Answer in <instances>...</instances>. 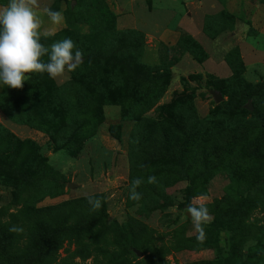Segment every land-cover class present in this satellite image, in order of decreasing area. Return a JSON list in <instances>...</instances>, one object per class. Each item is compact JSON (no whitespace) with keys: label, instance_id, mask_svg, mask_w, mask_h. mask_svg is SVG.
<instances>
[{"label":"rangeland","instance_id":"1","mask_svg":"<svg viewBox=\"0 0 264 264\" xmlns=\"http://www.w3.org/2000/svg\"><path fill=\"white\" fill-rule=\"evenodd\" d=\"M7 2L8 0H0V7ZM39 2L40 8L37 12L43 21L42 30L55 33L48 38L41 37V42L46 46L65 37L72 39L73 32L89 37L93 35L91 30H106L102 32L105 36L108 34L107 30H136L143 34L140 61L152 66L170 64V60L178 53L172 46L181 33L189 34L194 39L200 37L197 40L206 51L207 59L199 62L188 55L182 61L180 58L171 65L170 83L157 105L170 102L174 94L188 91L197 117H209L210 126L202 146L205 148L206 167L202 174L197 171L194 174V169L190 172V178L197 177L195 185L200 179L198 175L204 176L200 185L202 187L194 186L186 178L187 167L180 150L176 155L179 158V164L176 165L178 171L172 175L174 182L172 186L165 188L169 199L144 203L134 202L128 197L129 137L136 119H122L118 101L104 104L98 110L101 101L99 94L95 90H87L83 85L78 86V93L72 99L77 110L74 121L78 122L83 110H89L95 119L101 122L76 152L55 146L45 129L16 123L0 106V125L20 140L29 139L35 142L40 155L53 171L48 176L49 183L53 186L44 189L43 197L39 201L35 203L36 198L40 196L35 187H31L21 198L27 197V200L33 203L32 206L40 208L102 195L101 211L96 213L95 220L86 224L94 226L89 229L90 238L93 240L95 236L93 241L99 245L105 244L107 251H93L92 255L83 261L85 264H112L116 262L117 256L138 264H264V152L260 151L264 149V2ZM44 8L61 11L64 21L60 25L51 24L47 16L43 15ZM205 30L210 34L214 33V36L210 37ZM121 40L126 43L130 38L126 36ZM97 42H101L99 36L94 44ZM90 45L91 43L82 44L80 51L83 54L93 52ZM235 48L239 50L243 67L240 66L234 50L230 52ZM106 52L111 54L113 51L107 48ZM227 52H230V59L238 72L234 80L229 78L224 85L220 79H226L231 74L226 59ZM84 60L83 58L82 62ZM94 60L96 58L92 59ZM123 63L125 67L121 76L127 79L120 86L107 89L108 94L123 97L126 94V81L127 85L132 87L145 79L141 72L135 76L127 70V67L130 68L127 57L123 59ZM72 72L79 74L75 70ZM72 72L56 80L50 79L48 75L39 77V73H33L24 81L21 89L0 87V96L5 99L12 97L11 105L18 117L30 119L44 127L47 126V120L51 119V125L56 132L72 133L75 124H63L65 118L67 121L70 118L64 117V103L60 98L51 99V96L45 95L53 86L70 81ZM140 77L143 79H138ZM134 91L136 90L132 89V92ZM217 93L221 97L220 100L215 98ZM155 107L146 110L143 116L157 118ZM181 107L184 117H187L186 102H183ZM255 110L260 112L259 119L254 115ZM98 111L101 114L98 115ZM163 126L175 132L172 139L175 144H186L188 140L184 136L183 128L188 131L191 127L187 118L182 119L176 126L167 122H164ZM1 140L0 137V151L6 150L7 147ZM143 144L139 150L141 155L144 153L142 156H146L150 153L152 144ZM191 146L199 151L197 144ZM8 156L6 152L0 154V166L4 165L3 162ZM25 158L21 149H15L12 164L21 165ZM31 171L33 176L36 175V167L31 168ZM151 172L149 167L147 174ZM13 193V180L10 175H3L0 167V208L6 209V214L0 216L2 223L10 218V213L20 211L27 214L30 209L22 199L15 202ZM27 200L24 199V202ZM194 200L205 202L211 215L210 222L205 225L206 239L203 243L197 242V233L190 216L185 212L186 206ZM102 211L107 225L113 226L107 231L101 229L100 232L98 220ZM23 217L27 218L25 215ZM79 217L80 214L76 213V218ZM46 218L52 226H57V230L63 221L60 213ZM131 221L137 222L139 227L131 230ZM140 224L143 227H140ZM74 249L73 243L64 241L57 253L62 257L70 255L78 261L79 257ZM8 254L9 252L0 249V264H10ZM124 261L121 264H124Z\"/></svg>","mask_w":264,"mask_h":264},{"label":"trees","instance_id":"2","mask_svg":"<svg viewBox=\"0 0 264 264\" xmlns=\"http://www.w3.org/2000/svg\"><path fill=\"white\" fill-rule=\"evenodd\" d=\"M264 2V0H262ZM99 31V33L97 32ZM91 30V36L86 37L79 33H72V40L76 44V48L80 50L82 44L91 43L90 48L94 50L91 53L83 54L85 59L75 69L77 73H73V77L70 81H67L61 85L53 86V88L47 92L46 96H51V99L60 98L61 102L64 103V117L70 116L67 121L66 118L63 121L64 125L75 124L74 131L56 132L54 127L51 125L52 120H47V126L38 125L30 119H23L17 116L14 112L13 106L11 105V98L5 99L1 97L0 106L3 111L14 120L16 123L29 124L31 127L45 129L51 138V142L57 146L66 148L72 152L78 151L83 142L89 138L95 131L97 125L101 122L99 119H95V116L88 110H83L80 119L76 123V108L72 99L78 93V86L83 85L87 90H95L99 95L98 110L104 104L111 103V101H118L121 105L120 116L122 119L132 117L136 119V124L133 127L129 137V186H128V197L131 182L141 177L145 180V183L138 188V191L142 193V197L139 202H160V200L167 201L169 195L165 192V188L172 186L174 178L172 175L176 174V165L179 164V158L177 154L179 151L183 152L184 164L187 167L186 178L194 184L196 187H202L201 181L204 179L203 175L197 181V177L190 178V172L194 169V174L197 171L198 174H202V170L206 167V155L202 146L204 145V137L210 126V118H198L192 104V98L188 91L174 94L171 101L168 103H162L157 105L160 98L167 90V87L171 80L170 66L174 65L184 53H189L195 60L203 62L207 59V53L201 44L194 39L191 35L181 33L177 42L172 46L173 50H178V53L170 60V64H155L145 65L140 61V56L143 51V34L136 30H107L108 34L105 36L102 32L106 30ZM206 33L208 31L205 30ZM68 32H66L67 34ZM214 33H208L210 37L214 36ZM66 36V35H65ZM98 36L101 42L94 44ZM126 36L130 38L129 42H124L121 38L125 39ZM131 41V43H130ZM111 48L112 53L107 54L106 49ZM234 52L238 55V62L243 67L241 58L239 57V50L237 48L232 49L230 52ZM106 52V53H105ZM230 52H227L226 59L229 63L231 74L226 79H220L225 85L227 79H233L237 77L238 70L230 59ZM229 55V57H228ZM96 56V57H94ZM127 57L130 68L127 70L135 76L138 72L144 75L143 82L134 84L129 87L124 85L126 89L125 96H115L108 94L107 89H114L120 86L124 79L121 76V72L125 67L123 59ZM93 58L96 60L92 61ZM79 71V72H78ZM81 71V73H80ZM86 73H85V72ZM87 72L89 74H87ZM87 74V75H86ZM86 75V76H84ZM96 77H95V76ZM47 76V73L39 74V77ZM142 76V75H141ZM30 77V76H29ZM138 79H143L142 77ZM133 90H136L132 92ZM132 92V93H130ZM183 102H186L188 106L187 117H184V111L182 109ZM155 107L158 112V117L150 119L143 116L146 110ZM101 114L100 111H98ZM95 115V114H94ZM254 115L257 119L261 117L260 112L255 110ZM47 117V116H46ZM191 127L184 129V136L187 140L186 144H175L172 139L174 138V131L166 129L163 126L164 122L176 126L182 119H186ZM0 137L7 149L1 150L0 154L6 152L9 156L6 161L3 162L1 167L2 174L11 177L13 180L14 193L13 197L15 202L22 199L23 203L28 209V213L22 214L20 211L16 213H10L9 219L5 222L0 221V249L4 252H9L8 260L10 264H85V261L93 251L106 252L105 244H97L90 238L89 229L93 228L86 224L88 221L95 220L99 211H90L87 198H79L73 201H64L57 205H50L45 207L36 208L33 203L27 200V197L21 198L25 192H29L31 187H35L40 196L36 198L35 203L43 197L44 189L52 187L49 183L48 176L53 171L48 166L46 160L40 155L39 147L35 142L29 139L20 140L16 138L8 129L0 125ZM142 141V142H141ZM151 142L150 153L146 156L140 154V145H144ZM141 143V144H140ZM197 144L199 151H196L191 145ZM15 149H21L23 154L26 156L24 162L21 165L12 164L13 162V151ZM262 153L264 149L260 150ZM191 154V155H190ZM143 165V167H141ZM152 169L151 174L157 178V184L147 183L148 168ZM36 167V171L33 173L31 168ZM57 182V181H56ZM203 182V181H202ZM59 183V181L57 182ZM194 195V194H192ZM36 197V196H34ZM94 198L102 199L101 194L92 196ZM24 199L27 201L24 202ZM135 202V201H134ZM87 206L89 209H87ZM83 209V210H82ZM81 211V212H79ZM101 211V210H100ZM60 213L63 216L58 230L57 226H52L48 218H52L54 214ZM76 213L80 214L79 219L76 218ZM6 214L5 208H0V216ZM21 215V216H20ZM25 215L27 220L23 217ZM20 216V217H19ZM105 214L103 211L98 220V230L100 232L104 229L107 231L112 225H107L105 222ZM19 226L23 229L22 232L16 233L9 231L12 226ZM139 227L137 222L131 221V230H135ZM140 227H143L140 224ZM102 229V230H101ZM96 239L98 237L96 236ZM22 240V243H20ZM71 242L75 245L74 251H76L79 260H74L69 256H59L57 250L63 245V242ZM35 248V249H34ZM34 250V251H33ZM46 251V253L44 252ZM31 253V255H29ZM23 260V261H22ZM116 262L112 264H121L125 260L124 264H138L132 260L129 262L125 257L121 258L117 256ZM22 261V262H21ZM163 264V262H161Z\"/></svg>","mask_w":264,"mask_h":264},{"label":"clouds","instance_id":"3","mask_svg":"<svg viewBox=\"0 0 264 264\" xmlns=\"http://www.w3.org/2000/svg\"><path fill=\"white\" fill-rule=\"evenodd\" d=\"M39 8V0H8L6 5L0 7V87L21 89L24 81L33 73H47L50 79L56 80L74 71L83 60V53L71 38L65 37L50 46L41 42L42 36L48 38L55 33L42 30L43 21L37 12ZM43 15L53 25H60L64 21L63 13L58 10L44 8ZM146 182L158 183L154 175H149ZM144 183L141 177L131 182L130 199H141L142 193L138 188ZM87 202L92 212L103 207L100 198L88 196ZM185 212L191 218L197 242L203 243L206 239L205 225L211 220L208 207L205 202L194 200L186 206ZM9 231L20 233L23 229L14 225Z\"/></svg>","mask_w":264,"mask_h":264},{"label":"crops","instance_id":"4","mask_svg":"<svg viewBox=\"0 0 264 264\" xmlns=\"http://www.w3.org/2000/svg\"><path fill=\"white\" fill-rule=\"evenodd\" d=\"M192 35H194V33H193ZM204 36H205V35H204ZM199 38H200V37L197 36V38H195V39L197 40V39H199ZM197 41H198V40H197ZM198 42H199V41H198ZM199 43H200V42H199ZM188 55H190V54H189V53H184V54L182 55V57H181V58H182L181 61L184 59V57H186V56H188Z\"/></svg>","mask_w":264,"mask_h":264},{"label":"water","instance_id":"5","mask_svg":"<svg viewBox=\"0 0 264 264\" xmlns=\"http://www.w3.org/2000/svg\"><path fill=\"white\" fill-rule=\"evenodd\" d=\"M215 98H216V100H220V95L217 93V94H215Z\"/></svg>","mask_w":264,"mask_h":264}]
</instances>
